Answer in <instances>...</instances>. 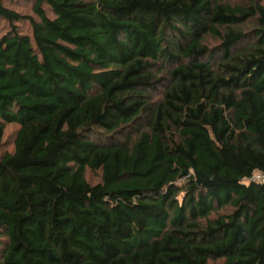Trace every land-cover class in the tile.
Instances as JSON below:
<instances>
[{"label": "trees", "instance_id": "obj_1", "mask_svg": "<svg viewBox=\"0 0 264 264\" xmlns=\"http://www.w3.org/2000/svg\"><path fill=\"white\" fill-rule=\"evenodd\" d=\"M260 171L264 0H0V264H264Z\"/></svg>", "mask_w": 264, "mask_h": 264}, {"label": "built area", "instance_id": "obj_2", "mask_svg": "<svg viewBox=\"0 0 264 264\" xmlns=\"http://www.w3.org/2000/svg\"><path fill=\"white\" fill-rule=\"evenodd\" d=\"M250 180L256 183H264V171L255 172Z\"/></svg>", "mask_w": 264, "mask_h": 264}, {"label": "rangeland", "instance_id": "obj_3", "mask_svg": "<svg viewBox=\"0 0 264 264\" xmlns=\"http://www.w3.org/2000/svg\"><path fill=\"white\" fill-rule=\"evenodd\" d=\"M15 130V127L14 126H12L10 129H9V131H8V133H10V132H12V131H14ZM5 146V145H4ZM5 148H7V146L6 147H3V149L1 150V152H3L4 150H5ZM8 148H11V147H8ZM7 148V149H8Z\"/></svg>", "mask_w": 264, "mask_h": 264}]
</instances>
